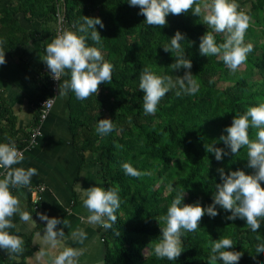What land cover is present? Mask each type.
Wrapping results in <instances>:
<instances>
[{
	"label": "trees",
	"instance_id": "obj_1",
	"mask_svg": "<svg viewBox=\"0 0 264 264\" xmlns=\"http://www.w3.org/2000/svg\"><path fill=\"white\" fill-rule=\"evenodd\" d=\"M246 1L236 0L238 10L251 18L245 37L249 32L254 34L258 27L264 33V0H249V8L245 7ZM60 14L66 27L78 24L84 15L101 16L105 21V27L100 29L102 51L105 59L115 66L113 79L102 82L97 94L80 99L72 90L67 92L78 151L82 155L87 151L93 154L104 186L117 187L121 198L117 221L109 229L100 227L106 248L103 264H223L219 259H211L212 243L223 235L232 236L234 250L243 255L241 264H264V256L255 254L259 246L257 237L264 241V227L253 234L244 221L226 219L228 212L224 209L215 217L205 214L200 227L183 234L184 249L175 260L158 257L152 249L164 224L157 217L166 213L178 191L185 190L184 202L200 199L208 204L217 182H221L217 171L220 166L226 170L243 167L252 172L248 168L246 145L238 153L229 152L222 160L208 152L206 145L216 141L217 146L227 147L220 136L233 117L264 100V42L260 47L253 46L244 61V69L234 73L217 55L200 54V36L209 26L203 22L202 14H194L191 9L170 13L168 23L162 26L147 24L144 15L139 14V7L127 0H0L3 47L18 55L23 45L39 35L37 30L24 27L21 18L29 22L40 19L44 30L57 33ZM177 29L184 31L188 40H195L194 44H188L187 39L182 43L193 60L191 71L200 89L194 94L181 95L172 89L161 98L155 113H145L144 93L138 87L142 67L152 66L157 73L174 78L184 72L183 68L174 70L171 66L176 59L175 50L165 51L162 45L170 42ZM216 38L222 42L225 34L216 33ZM88 42L96 44L90 37ZM48 71L36 73L39 88L32 99V126L39 121V102L54 95V83ZM219 81L233 84L222 87ZM0 107L4 109V117L11 116V109L2 98ZM106 116L113 119L115 127L101 135L96 125ZM5 127L13 134L19 133L12 117ZM257 130L250 127L251 139L257 138ZM30 139L31 129L23 130L19 137H1L0 141L13 140L18 148H25ZM125 161L144 174H126L121 167Z\"/></svg>",
	"mask_w": 264,
	"mask_h": 264
},
{
	"label": "clouds",
	"instance_id": "obj_2",
	"mask_svg": "<svg viewBox=\"0 0 264 264\" xmlns=\"http://www.w3.org/2000/svg\"><path fill=\"white\" fill-rule=\"evenodd\" d=\"M132 6L139 7V14H143L144 21L149 25H166L168 15L180 14L192 10L199 16L203 14V22L209 27L200 36L199 51L201 55H217L232 70H236L242 62L247 60L253 44L245 43V32L249 27L250 16L238 10L236 0H127ZM99 25V28L97 27ZM105 27V21L99 15H84L78 24L64 28L46 44L43 61L54 80L61 81V77L68 76L60 83V92L67 94L72 90L75 95L84 99L93 93H98L102 82L113 79L114 64L105 59L102 51V34L100 29ZM211 29V30H209ZM223 32L225 38L218 42L216 33ZM96 44H90L88 38ZM170 42L162 43L165 51L175 50L176 59L171 63L172 68L184 69L182 75L175 78L169 74L157 73L152 66H143L139 74V89L143 90V110L145 113H155L161 98L170 90L175 89L177 95L194 94L199 91L200 83L191 71L193 60L186 54L183 41L194 44L195 40H188L187 34L177 29L170 36ZM4 39L0 37V65L6 62ZM161 45V44H160ZM223 114V113H220ZM115 127L111 117L100 118L96 131L101 135L110 133ZM250 127H256L255 139L249 135ZM227 147L206 145L208 152L214 153L217 160H222L226 154L238 153L242 146H247L248 168L243 167L226 170L220 166L217 171L221 182H217L212 201L204 204L200 199L194 202H184L185 190L178 191L167 207L159 238L153 243L152 249L156 256L175 260L183 251L182 236L186 231H194L200 227L201 218L208 214L215 217L220 209L228 212L225 217L229 220L240 219L245 222L251 233L256 234L264 227V100L247 108L242 114H236L232 122L226 126V132L220 136ZM24 160V152L15 141H0V168L6 170L0 175V249L19 252L23 247V238L12 231L15 227L12 217L19 214L21 220L32 222V212L21 207L20 195L13 191L16 186H27L31 178L37 173L36 167L18 165ZM125 173L140 176L144 173L131 162L121 164ZM81 174L88 175L86 172ZM91 186H83L77 182L75 190L80 194L83 205L88 211L87 222L99 224L105 229L116 222L117 209L120 208L121 198L119 189L113 186L105 187L103 180ZM219 206V207H217ZM46 221L47 232L55 236L54 229L61 220L56 216L41 215ZM83 240L87 233H74ZM259 246L255 254L264 256V241L257 237ZM232 236L223 235L215 239L211 246V259L221 260L223 264H241L243 255L234 250ZM81 250L66 247L55 254L50 264H78Z\"/></svg>",
	"mask_w": 264,
	"mask_h": 264
},
{
	"label": "crops",
	"instance_id": "obj_3",
	"mask_svg": "<svg viewBox=\"0 0 264 264\" xmlns=\"http://www.w3.org/2000/svg\"><path fill=\"white\" fill-rule=\"evenodd\" d=\"M21 24L37 30L39 35L23 45L18 55L6 50V62L0 65V98L4 99L11 109V116L4 117V109L0 107V139L6 138L7 135L19 137L23 130L32 128V99L39 88L36 73L48 69L42 59L44 49L57 34L50 29L44 30L40 19L29 22L21 18ZM64 79L65 76L61 87ZM54 98L53 107L41 123V134L36 142L26 149L24 160L12 166L37 168L30 185L13 188V191L20 195L21 207L32 212L33 220L23 221L18 213L12 217L15 225L12 231L23 238V247L19 252L0 249V264H50L52 257L66 247L81 250L77 257L78 264H103L106 248L101 225L87 222L88 211L80 194L75 190L77 182L87 187L98 183L97 179L103 180L99 173V164L93 161L91 152L87 151L82 155L75 145L68 93L60 92L59 86ZM10 117L15 121V129L19 131L17 134L5 127ZM2 128L6 130L2 131ZM5 172L6 170L0 175ZM42 185L43 198L36 209L33 207L31 189ZM46 214L61 220L54 229L55 236H50L47 232L46 221L41 217ZM81 230L87 233L83 240L74 235Z\"/></svg>",
	"mask_w": 264,
	"mask_h": 264
},
{
	"label": "built area",
	"instance_id": "obj_4",
	"mask_svg": "<svg viewBox=\"0 0 264 264\" xmlns=\"http://www.w3.org/2000/svg\"><path fill=\"white\" fill-rule=\"evenodd\" d=\"M64 28H67V27L64 24V17L60 14L59 15V26H58L57 33L62 31ZM48 73H49V71H48ZM49 75H50V73H49ZM62 79H63V77H61V81L54 80L52 78V76L50 75V80L54 83L53 84L54 95L52 97H49V98L44 99V100L39 102V104L41 106L39 121H38L37 124H35L31 128L30 144L27 147H25V148H20L21 150H23L24 153H25L27 148L31 147L36 142L37 137L41 134V123L46 119L50 109L54 105V102H55L54 96L58 92V88L60 86V83L62 82ZM4 170L5 169L0 168V174ZM43 192H44V186L43 185L42 186H37V187L31 189L32 203H33V207L36 208V209L39 207V204H40V202H41V200L43 198Z\"/></svg>",
	"mask_w": 264,
	"mask_h": 264
},
{
	"label": "rangeland",
	"instance_id": "obj_5",
	"mask_svg": "<svg viewBox=\"0 0 264 264\" xmlns=\"http://www.w3.org/2000/svg\"><path fill=\"white\" fill-rule=\"evenodd\" d=\"M247 3V6H245L246 8H249V3L250 1H246ZM203 16V14H202ZM69 27V26H68ZM70 28V27H69ZM261 27H258L256 28V31L254 34H252L251 32H249L247 34V37H245V43H252L253 46H258L260 47L261 44L264 42V33L261 31ZM261 51V49H259V52ZM245 65H244V62H242V64L236 69V70H233L232 72H240L242 69H244ZM255 77H252L251 79H253ZM229 84H233L232 82H225V81H219L218 82V85L222 86V87H225V86H228ZM165 192H167V188L165 190Z\"/></svg>",
	"mask_w": 264,
	"mask_h": 264
}]
</instances>
